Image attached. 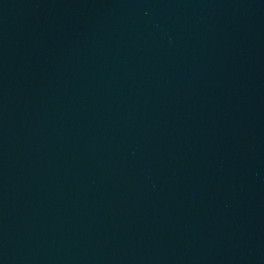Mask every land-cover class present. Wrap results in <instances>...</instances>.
<instances>
[{"label": "water", "instance_id": "obj_1", "mask_svg": "<svg viewBox=\"0 0 264 264\" xmlns=\"http://www.w3.org/2000/svg\"><path fill=\"white\" fill-rule=\"evenodd\" d=\"M0 264H264V0H0Z\"/></svg>", "mask_w": 264, "mask_h": 264}]
</instances>
